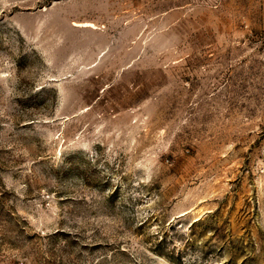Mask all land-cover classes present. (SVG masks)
I'll return each instance as SVG.
<instances>
[{
	"label": "rangeland",
	"instance_id": "rangeland-1",
	"mask_svg": "<svg viewBox=\"0 0 264 264\" xmlns=\"http://www.w3.org/2000/svg\"><path fill=\"white\" fill-rule=\"evenodd\" d=\"M0 264H264V0H0Z\"/></svg>",
	"mask_w": 264,
	"mask_h": 264
},
{
	"label": "bare ground",
	"instance_id": "bare-ground-1",
	"mask_svg": "<svg viewBox=\"0 0 264 264\" xmlns=\"http://www.w3.org/2000/svg\"><path fill=\"white\" fill-rule=\"evenodd\" d=\"M87 25H90L89 23H86Z\"/></svg>",
	"mask_w": 264,
	"mask_h": 264
}]
</instances>
